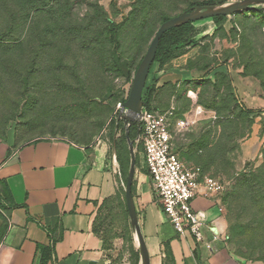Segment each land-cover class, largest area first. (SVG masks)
I'll return each instance as SVG.
<instances>
[{
	"label": "rangeland",
	"instance_id": "1",
	"mask_svg": "<svg viewBox=\"0 0 264 264\" xmlns=\"http://www.w3.org/2000/svg\"><path fill=\"white\" fill-rule=\"evenodd\" d=\"M238 1L0 0V140L11 148L57 140L104 159L114 192L97 228L110 264H141L124 198L131 140L120 113L134 72L163 19ZM184 38L193 44L152 67L147 84L162 77L149 106L189 124L173 135L181 163L225 183L224 248L242 264H264V10L198 21ZM112 52L128 62L129 78ZM131 143L135 196L147 174Z\"/></svg>",
	"mask_w": 264,
	"mask_h": 264
},
{
	"label": "crops",
	"instance_id": "2",
	"mask_svg": "<svg viewBox=\"0 0 264 264\" xmlns=\"http://www.w3.org/2000/svg\"><path fill=\"white\" fill-rule=\"evenodd\" d=\"M142 183L133 202L149 264H242L224 248L225 219L212 201L192 203L205 216L206 239L217 238L209 252L174 231L147 175ZM113 192L112 176L94 150L51 139L11 148L0 140V264H110L97 218Z\"/></svg>",
	"mask_w": 264,
	"mask_h": 264
},
{
	"label": "built area",
	"instance_id": "3",
	"mask_svg": "<svg viewBox=\"0 0 264 264\" xmlns=\"http://www.w3.org/2000/svg\"><path fill=\"white\" fill-rule=\"evenodd\" d=\"M136 146H141L144 170L149 177L155 201L174 231L190 235L194 241L212 252L213 237H205V216L193 209V201L200 197L212 201L223 211L226 185L207 175L200 166L185 167L173 145L174 132L189 127L176 121L172 110L160 113L142 107L137 119Z\"/></svg>",
	"mask_w": 264,
	"mask_h": 264
},
{
	"label": "water",
	"instance_id": "4",
	"mask_svg": "<svg viewBox=\"0 0 264 264\" xmlns=\"http://www.w3.org/2000/svg\"><path fill=\"white\" fill-rule=\"evenodd\" d=\"M261 10H264V0H241L232 4H216L210 6L195 7L163 22L157 29L152 41L149 44V47L147 48L145 55L143 56L134 73L132 84L128 93V98L121 104L120 113H126V115L124 116V124H137V119L140 111L142 107H144V102L142 101V93L145 87V83L149 75L151 65L154 61L159 41L166 32L175 28H179L188 23H194L205 19H211L214 17H228L241 12ZM125 137L126 140H129L128 131L125 132ZM128 146L130 154V166L124 187L125 204L130 227L134 231L136 236L141 264H149V257L144 239L141 235L131 191L135 173V155L131 142L128 143ZM112 152L113 158L115 160L116 146L114 140Z\"/></svg>",
	"mask_w": 264,
	"mask_h": 264
},
{
	"label": "trees",
	"instance_id": "5",
	"mask_svg": "<svg viewBox=\"0 0 264 264\" xmlns=\"http://www.w3.org/2000/svg\"><path fill=\"white\" fill-rule=\"evenodd\" d=\"M219 4H222V3H219ZM210 5H216V3H212V2L209 3L208 2V3H201V4H198L196 6H193L192 5L189 10H191V9H193L195 7L210 6ZM254 12L261 13V12H263V10H261V11H254ZM224 18L225 17H214V18H211V20L214 22V24L217 25ZM169 19H163L162 20V23L165 22V21H167V20H169ZM194 23H196V22H194ZM194 23H188V24L183 25V26H181L179 28L172 29V30L166 32L161 37V39L159 41L158 48H157V52H156V55H155V58H154V61H153L152 65H151V68H150V71H149V75L147 77V80H148V78H149V76L151 74V69H152V67L154 65L157 64L160 67L163 66L167 61H169V60H171L173 58L174 53L176 51H178L181 48H184V47H187V46L193 44V41H190V40H187V39L184 38V34L191 28V26ZM111 59H112L113 66L119 72V74L122 77H125L126 79L129 78L130 77V70H129L128 62L125 61V60H121L115 52H112ZM160 78H156V79L152 80L150 86L147 84V80H146L145 87H144V90H143V93H142V101L144 102V106L148 110L155 111V110H153V108H151L149 106V98L151 97V94H152V87H153V85L156 82H158L160 80ZM156 112H158V111H156ZM128 125H129V128H128V137L131 140V142H134V140L136 138V134H137V125L135 123H129ZM115 146H116V143H115ZM141 150H142V148H141ZM131 191H132V196H133V188L132 187H131ZM226 194H227V192H226ZM226 194H225V196H226ZM225 196H224V198H225Z\"/></svg>",
	"mask_w": 264,
	"mask_h": 264
},
{
	"label": "bare ground",
	"instance_id": "6",
	"mask_svg": "<svg viewBox=\"0 0 264 264\" xmlns=\"http://www.w3.org/2000/svg\"><path fill=\"white\" fill-rule=\"evenodd\" d=\"M117 165V164H116Z\"/></svg>",
	"mask_w": 264,
	"mask_h": 264
}]
</instances>
